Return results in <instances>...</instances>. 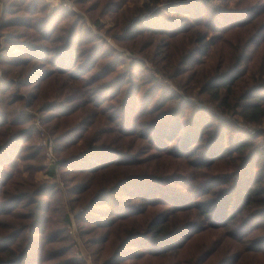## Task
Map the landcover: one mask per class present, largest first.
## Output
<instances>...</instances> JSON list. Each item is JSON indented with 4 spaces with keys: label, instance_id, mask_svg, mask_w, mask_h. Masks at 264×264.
<instances>
[{
    "label": "trees",
    "instance_id": "trees-1",
    "mask_svg": "<svg viewBox=\"0 0 264 264\" xmlns=\"http://www.w3.org/2000/svg\"><path fill=\"white\" fill-rule=\"evenodd\" d=\"M88 1L140 59L61 5L0 0V264H85L71 220L98 264L264 254L263 132L235 119L264 124V0ZM56 96L39 109L57 157L44 168L32 115L17 108ZM222 239L239 247L211 260Z\"/></svg>",
    "mask_w": 264,
    "mask_h": 264
},
{
    "label": "rangeland",
    "instance_id": "rangeland-1",
    "mask_svg": "<svg viewBox=\"0 0 264 264\" xmlns=\"http://www.w3.org/2000/svg\"><path fill=\"white\" fill-rule=\"evenodd\" d=\"M48 5L49 8H53L55 6L61 5L64 8H67L70 11H73L75 13H77L81 18L82 21L84 22V24L95 34L100 35L102 38H104L106 40V42L110 45L111 48H113L114 50L118 51V52H122L123 54H125L128 57H135L137 59H140L142 55H135L132 54L130 51L127 50V48H124L122 46H120L119 44H117L114 40L113 37H111L114 33H119L121 31V27L118 23H116L114 21V17L110 14H100V10L99 8H93L91 9L90 6V1L87 0V2H85L84 4L78 6L75 5L71 0H45ZM143 0H126L125 4H123L122 9L128 7L132 10V8H134L136 5H141ZM162 0H160L159 2H161ZM90 6V7H89ZM157 6H162V3H159ZM132 12V11H131ZM170 16H172V14H170ZM74 18L71 17L70 15L65 16L63 20H61V24H65L67 25L69 22H71ZM0 34H4V33H0ZM2 37H0V56L2 54H4L3 52V35H1ZM146 60V59H145ZM146 66L150 69V70H154V65L151 64L150 62H145ZM163 78V77H161ZM164 79V78H163ZM164 81H166L167 85L169 87H172L173 89L177 90V87L175 85V83L171 82L170 79H164ZM46 103H61V99L59 98V96L56 97H50V98H46L40 102H38L37 104H35L34 106L27 108L25 104L20 105L17 109L18 111H23V112H27L29 114L32 115V120L34 123V126L36 128L37 134L35 136V142L36 145H38L39 147H41L43 149V155H44V160H43V165L44 168H47L51 165H53V163L57 160L55 151H54V147H55V141H54V137L51 135L49 129H47V127L45 125L42 124L41 122V116H40V112L39 109L43 108V106ZM235 119L237 120V125H239V127L243 130H245L247 133L250 134H256L258 130H262L263 134L258 136V140L260 142H263L264 144V124H260V125H252L249 124L248 122H246L245 120L242 119V117H235ZM43 140H45L46 142H51L52 144V148H53V157H54V161L53 162H49L48 158L46 156V148L42 145ZM24 174H26V172H24ZM48 175L45 173L44 169L41 170H37L36 172H34L32 174V178L36 181V182H40L42 180L48 179ZM57 181L59 182L60 186H63V182L61 181L60 177L57 176ZM70 229L72 232V236L76 241V250L79 254L80 257H82L85 261V264H98V262H94V257H91L88 253V249L85 248L84 244L82 243V241L80 240L78 233H77V229L75 226V223L73 220H71V225H70ZM239 247L237 242H234L230 239H222L221 242L214 246V247H209L206 248L205 250H209L208 252H211L212 250L215 251V253L213 254V256L211 257V260L216 261L217 260V256L222 257V255H226L229 252H231L234 248ZM188 249L191 250H195V254L196 253H202L201 249L199 248V246L196 243H192L191 245L189 244ZM249 249L253 250L254 248L252 247L251 243H248L245 245V250L250 251ZM200 251V252H197ZM90 252V251H89ZM82 253L84 254V256H82ZM216 259V260H215ZM233 262V258L231 260L230 263ZM242 264H264V254L263 252L260 253H246L245 254V260H241Z\"/></svg>",
    "mask_w": 264,
    "mask_h": 264
},
{
    "label": "built area",
    "instance_id": "built-area-1",
    "mask_svg": "<svg viewBox=\"0 0 264 264\" xmlns=\"http://www.w3.org/2000/svg\"><path fill=\"white\" fill-rule=\"evenodd\" d=\"M42 145L46 148V156L48 158V161L53 162L54 157H53V148H52L51 142H46L45 140H43ZM82 256H84L83 253H82Z\"/></svg>",
    "mask_w": 264,
    "mask_h": 264
}]
</instances>
